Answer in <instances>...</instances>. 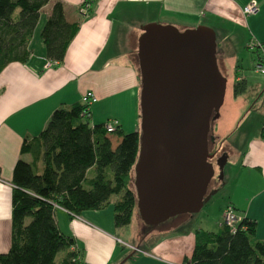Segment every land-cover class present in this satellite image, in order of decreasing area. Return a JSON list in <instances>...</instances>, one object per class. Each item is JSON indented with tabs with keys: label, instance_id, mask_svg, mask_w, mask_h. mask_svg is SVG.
<instances>
[{
	"label": "crops",
	"instance_id": "0c3cea01",
	"mask_svg": "<svg viewBox=\"0 0 264 264\" xmlns=\"http://www.w3.org/2000/svg\"><path fill=\"white\" fill-rule=\"evenodd\" d=\"M55 1L63 4L67 22L79 23L61 62L46 57L40 38ZM90 1V10L82 14L79 8L84 0H49L40 9L27 43L28 58L25 62H9L0 71V254L10 247L14 173L31 161L29 153L20 151L21 143L26 137L38 135L53 110L80 103L81 95L91 90L97 101L90 109V125L114 119L117 131L139 129L137 44L149 23L170 24L178 29L199 25L211 28L221 73L227 79L244 80L246 92L254 89L248 113L240 117L235 114L223 125L216 124L211 137L218 154L225 155L223 184L233 186V191L226 193V205L231 204L242 218L254 220L255 236L263 239L264 77L254 71L255 52L247 44L264 42V0ZM252 1L259 5L258 12L244 15L242 7ZM119 139L111 137L112 145ZM221 142L227 147L223 148ZM107 210H86L79 215H71L61 207L54 211L58 228L74 237L82 264H127L128 250L139 252L131 264H182L185 257H190L197 229L180 228L182 219L143 244L146 229L131 238L130 232H125L127 240L120 237L119 232L131 226L133 215L128 225L115 227L113 209Z\"/></svg>",
	"mask_w": 264,
	"mask_h": 264
},
{
	"label": "trees",
	"instance_id": "16d2710c",
	"mask_svg": "<svg viewBox=\"0 0 264 264\" xmlns=\"http://www.w3.org/2000/svg\"><path fill=\"white\" fill-rule=\"evenodd\" d=\"M48 1L0 0V71L9 62L28 58L27 43ZM78 24L65 20L60 1L52 4L40 31L49 60L64 59ZM137 72L140 81L138 63ZM245 89L244 80L234 82V95ZM83 109L81 103L60 106L38 135L23 139L20 151L29 153L31 161L14 173L11 241L8 251L0 254V264H55L60 252V264H82L74 237L58 228L56 207L79 215L104 209L112 194L121 193L113 203V223H130L137 202L131 184L140 130L118 131L120 139L113 146L105 122L90 125ZM255 232L256 222L247 218L234 232L223 225L216 231L197 229L192 253L183 264H264V238H256Z\"/></svg>",
	"mask_w": 264,
	"mask_h": 264
},
{
	"label": "water",
	"instance_id": "95a60500",
	"mask_svg": "<svg viewBox=\"0 0 264 264\" xmlns=\"http://www.w3.org/2000/svg\"><path fill=\"white\" fill-rule=\"evenodd\" d=\"M137 63L140 146L133 185L143 222L155 226L198 211L208 198L210 123L223 103L226 78L217 64L215 34L202 25H145ZM214 158L222 170L225 155Z\"/></svg>",
	"mask_w": 264,
	"mask_h": 264
},
{
	"label": "rangeland",
	"instance_id": "374dc122",
	"mask_svg": "<svg viewBox=\"0 0 264 264\" xmlns=\"http://www.w3.org/2000/svg\"><path fill=\"white\" fill-rule=\"evenodd\" d=\"M225 78H226V89L224 94V100L218 110V116L212 118L210 123L211 124L210 125L211 130L209 133L210 152L213 151L214 153L218 151L216 145L213 144L211 138L213 127L216 124H220V123L221 125H223L227 117L233 118L235 114H237V117H240L243 116V114H247L253 104L252 96L254 94V89L248 90V92L244 91L239 95H234L233 84L235 82V79H231V78L227 79L226 76ZM88 121L90 123V118H88ZM108 135L111 136L113 139L116 136H118V131L109 133ZM220 144H222L223 148L227 147V145H225L224 142L223 143L221 142ZM225 171L226 170L224 165L222 167V170H220V168L216 164V159H215L213 175L210 179L206 191V196H208V198L204 201L202 207L198 211L179 214L174 217H171L170 219L164 222L159 223L158 225L151 226L143 222L140 216L138 206L136 205L132 211V215L134 217L133 222L130 227L124 228L123 230H121V232H119L120 237L123 240H127L128 238L126 235L127 233L130 232L129 236L131 238L134 235V233L138 232V234L140 235L143 229H146L145 230L146 234L143 235L142 240H144L143 244H147L153 241V239L155 238L154 235H156L163 229L168 228L170 224H172L174 221H178L179 219L180 220L182 219V222L180 223L181 224L180 228L187 227V230H191L192 228L198 229V226H200L202 228L211 231H216V229H218L219 227V223L221 225L222 216L225 209L222 207L226 206L227 203L226 193L233 191V186L231 184H227V183L223 184ZM91 174L92 173H90V175ZM132 186H133V182L131 184V187ZM120 195L121 193L112 194L109 197V203L106 206L108 209L107 211L110 212L113 209V203L117 198L120 197ZM60 253L56 256L55 264H59ZM138 253L139 252H137L136 250H128L127 254H129V256L127 258L128 260L126 259L127 264L133 263L132 260L135 259L134 255H138Z\"/></svg>",
	"mask_w": 264,
	"mask_h": 264
},
{
	"label": "built area",
	"instance_id": "2783aa9c",
	"mask_svg": "<svg viewBox=\"0 0 264 264\" xmlns=\"http://www.w3.org/2000/svg\"><path fill=\"white\" fill-rule=\"evenodd\" d=\"M91 1L84 0L80 5V13H87L90 10ZM259 10V5L252 1L242 7V12L244 15H251L257 13ZM248 48L255 52V63L253 66L254 71L264 76V42L259 41H249L247 44ZM97 101V97L95 93L91 90L85 91L80 98V103L84 106L82 111V115L87 118H90V109L91 106ZM117 121L116 120H108L104 123V128L107 133H113L117 131ZM242 217L237 214L236 210L231 204L226 205L221 225L226 226L231 232H234L239 223L242 221Z\"/></svg>",
	"mask_w": 264,
	"mask_h": 264
},
{
	"label": "flooded vegetation",
	"instance_id": "af4514ba",
	"mask_svg": "<svg viewBox=\"0 0 264 264\" xmlns=\"http://www.w3.org/2000/svg\"><path fill=\"white\" fill-rule=\"evenodd\" d=\"M209 153H210V154H214V156H215L216 158H219L220 161L222 160V158H220V156L222 155V153L217 154V152H215V153H214L213 151L210 152V145H209ZM214 156H213L211 159H209V161L212 162L213 165H214V162H215V158H214Z\"/></svg>",
	"mask_w": 264,
	"mask_h": 264
}]
</instances>
